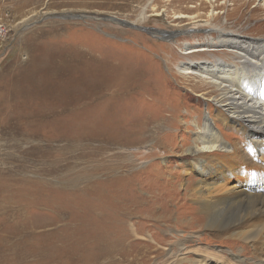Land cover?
I'll use <instances>...</instances> for the list:
<instances>
[{
    "label": "rangeland",
    "instance_id": "obj_1",
    "mask_svg": "<svg viewBox=\"0 0 264 264\" xmlns=\"http://www.w3.org/2000/svg\"><path fill=\"white\" fill-rule=\"evenodd\" d=\"M234 1L0 0V264H176L180 242L191 252L178 264L255 262L249 245L195 227L184 196L199 180L185 150L208 106L178 73L180 43L212 27L264 40V13L226 12ZM201 3L224 9L170 7Z\"/></svg>",
    "mask_w": 264,
    "mask_h": 264
},
{
    "label": "bare ground",
    "instance_id": "obj_2",
    "mask_svg": "<svg viewBox=\"0 0 264 264\" xmlns=\"http://www.w3.org/2000/svg\"><path fill=\"white\" fill-rule=\"evenodd\" d=\"M238 1L226 12H247L252 6L251 13H264V0H242L237 6ZM170 7L180 17L203 12L214 16L224 9V5L208 3ZM199 21L191 28L161 33L186 35L201 29ZM210 31L202 39L180 43L183 59L178 73L196 80V96L208 106V112L199 113L194 122L193 146L185 150L199 180L194 186L187 185L184 196L196 204L195 227L206 229L211 238L249 245L256 257L253 264H264V40L223 27ZM168 116L158 117L153 126L158 129L166 122L169 127L172 116ZM228 124L242 134L245 141L240 147L220 132L218 125L227 128ZM184 246L177 243L176 253L168 252L171 262L188 260L191 249ZM235 262L244 264L243 260Z\"/></svg>",
    "mask_w": 264,
    "mask_h": 264
},
{
    "label": "water",
    "instance_id": "obj_3",
    "mask_svg": "<svg viewBox=\"0 0 264 264\" xmlns=\"http://www.w3.org/2000/svg\"><path fill=\"white\" fill-rule=\"evenodd\" d=\"M69 17L72 18V19H86L87 18L85 16H80V15H70ZM105 19L107 21H110V22L114 23V24H118L119 26L129 27V28L138 29V30H142V31L145 30V29H142L140 27L134 26V25H132V24H130L128 22L119 20L117 18L107 17V18H104V20Z\"/></svg>",
    "mask_w": 264,
    "mask_h": 264
},
{
    "label": "built area",
    "instance_id": "obj_4",
    "mask_svg": "<svg viewBox=\"0 0 264 264\" xmlns=\"http://www.w3.org/2000/svg\"><path fill=\"white\" fill-rule=\"evenodd\" d=\"M8 35V25L4 22H0V41L5 39Z\"/></svg>",
    "mask_w": 264,
    "mask_h": 264
}]
</instances>
